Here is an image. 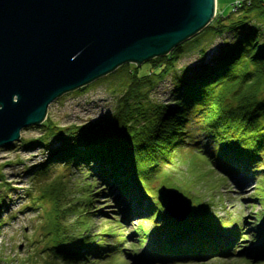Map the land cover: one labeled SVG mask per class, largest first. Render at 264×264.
<instances>
[{
	"label": "trees",
	"instance_id": "1",
	"mask_svg": "<svg viewBox=\"0 0 264 264\" xmlns=\"http://www.w3.org/2000/svg\"><path fill=\"white\" fill-rule=\"evenodd\" d=\"M240 1L234 12L217 14L199 34L150 60L149 72L140 73V68L125 63L118 66L116 69L124 75L119 79L126 82L118 90L112 121L104 126L61 130L49 119L39 124L41 134L35 142L49 151L53 149L49 139L61 141L64 153L52 150L47 163L60 161L69 163L66 170L72 166L81 170L96 161L105 174L103 179L126 202L122 220L114 217L91 232V225L101 216L97 206L92 208L100 189L91 193L84 186L73 195V204L61 199L60 195L71 197H67L65 185L32 196L35 201L45 193H59L51 201L50 215L54 218L44 227V237L49 240L42 264H114L119 260L123 264H203L216 256H241L250 264L264 263V221L249 224L250 230L244 232L242 214L226 211L220 216L215 207L226 210L224 204L203 202L198 191L204 185L199 181L198 220L177 222L159 206L154 196L156 187L146 183L158 161L183 160L191 150L197 156L193 157L197 164H190L195 176H200L203 169L199 165L205 160L226 183L224 175L231 171L249 173L255 181L250 200L257 201L263 210L264 0ZM227 32L232 34V41L219 48L211 64L213 69L208 68L211 65L191 72L176 68L189 41L203 55V45L199 46L202 34L210 39ZM166 77L170 80L168 98L153 100V84ZM77 140L82 144L75 143ZM47 170L39 172L46 175ZM66 172L60 176L66 178ZM253 202L248 205L249 211L262 220L260 211L252 208ZM63 215L71 216L72 221L66 217L58 220ZM130 216H135V222L127 228L124 223ZM164 219L170 224L161 235L163 229H158L157 223ZM227 230L232 239L225 242L223 233ZM244 239L250 245L239 246ZM249 247L252 256L246 254Z\"/></svg>",
	"mask_w": 264,
	"mask_h": 264
},
{
	"label": "water",
	"instance_id": "2",
	"mask_svg": "<svg viewBox=\"0 0 264 264\" xmlns=\"http://www.w3.org/2000/svg\"><path fill=\"white\" fill-rule=\"evenodd\" d=\"M214 12L215 0H0V146L40 124L56 97L168 53ZM157 201L178 221L192 208L164 184Z\"/></svg>",
	"mask_w": 264,
	"mask_h": 264
},
{
	"label": "rangeland",
	"instance_id": "3",
	"mask_svg": "<svg viewBox=\"0 0 264 264\" xmlns=\"http://www.w3.org/2000/svg\"><path fill=\"white\" fill-rule=\"evenodd\" d=\"M233 1L218 0L216 13H214L215 15L212 16L208 24H211L212 20L219 13L222 16L229 14ZM204 28L196 34H199ZM200 37L201 42L199 46L203 45L205 51L203 55L194 47L195 43L189 41L185 45L186 51L178 61L176 68L191 72L200 67L209 66L218 54L219 48L225 43L232 41V34L229 32L210 39H206L207 36L205 34H202ZM155 57L144 60L140 64L132 62L125 64L140 68V73H147L150 71L148 62ZM212 66L208 68L213 69ZM208 70L210 71V69ZM113 71L107 73L108 75L96 78L87 85H84V87L81 86L82 88H77L78 90L74 89L56 97L48 105L44 120H51L61 130L72 127L80 128L82 126L97 129L104 126L107 121H112L111 113L114 109L115 99L120 94L118 90L126 82L119 79L124 78L123 72L119 71V69ZM153 85L154 89L150 93L151 98L155 101L166 100L170 86L169 78L166 77L160 80V82H155ZM115 88L116 90H113ZM40 134L41 129L39 124L29 125L20 130L19 140L13 141L8 146H0V264H42L45 255L44 251H46L44 247L48 246L49 240V237H44V227L48 225L52 217L54 218V216L51 217L50 215V209L52 198H54L57 191L54 190L50 194L45 193L43 198L35 201H33L32 196L39 194L40 191H44L46 188L57 189L59 186L58 189H60L65 185L67 197L69 195L71 197L64 199L63 195H60L62 196L61 199L68 200L72 204L74 203L73 195H78L79 190H83L84 186L87 185L91 193L94 190L100 189L99 196L94 197L98 201L93 204L92 208L94 209L97 206L99 208L98 213L101 212V216L96 218L91 225V232H97L103 226L104 221H108L114 217L122 220L121 211H123L126 202L123 199L120 200L119 195L115 191H109L113 186L110 182V185H105L106 180L103 179L105 174L104 172H100L99 163L92 161L85 169L81 170L77 169V166H72L71 169L66 170L64 169L66 163L64 164L60 161H55L53 164L47 163L49 153L52 150L64 153L60 145L61 141L49 139L53 148L49 151L41 144H37L35 141L38 140ZM77 142L78 140L75 141V143ZM78 143L82 144V140ZM194 154L190 150L186 159H175L176 161L170 163H167L168 161H158V167L154 170L151 177L146 180V183L153 184L154 187L159 184L176 187L190 197L193 207L186 216L185 222H196L198 220L195 215L197 204L199 203L197 201L199 197L196 196V193L199 192L201 193L200 196L203 198V202H219L225 205L226 210L219 208L220 205L215 207V211L220 216H225L226 211H232L233 214H242L244 232L250 230L251 225L249 224L251 223L260 225L264 221V207L260 211L259 208L261 206L257 204V201L253 202L250 200V193L255 185V181L251 178V175L240 170L231 171L230 174L224 175L228 180L226 183L223 179L218 178L213 167L205 160L199 165L203 171L200 173V176L196 175V178L192 174V167H190L191 163H196L193 157L197 156ZM45 168L48 169L45 172L46 175L41 174L39 170H44ZM65 171H67V177L63 178L60 174ZM199 181L204 185V187H201L202 189H199L197 185ZM107 186L109 189H106ZM116 201H120L119 205ZM141 201L144 200L141 199ZM250 202H253L252 208L256 212L258 211L259 213L260 211L262 220H258L256 216L252 215L253 212L249 211L248 205ZM62 217H66L68 221H72L71 216L68 217L67 215L58 217V220ZM127 220V224H124L129 228L135 222V216H130ZM169 224L170 221L168 219H164L161 224L157 223L158 229H163L161 232L158 230L161 235ZM230 239L231 235L227 232L224 240L229 241ZM243 244L248 245L245 241L241 242V245ZM222 258H211L204 261L203 264H250L241 256ZM120 261L114 262V264H123ZM191 264H199V262Z\"/></svg>",
	"mask_w": 264,
	"mask_h": 264
},
{
	"label": "bare ground",
	"instance_id": "4",
	"mask_svg": "<svg viewBox=\"0 0 264 264\" xmlns=\"http://www.w3.org/2000/svg\"><path fill=\"white\" fill-rule=\"evenodd\" d=\"M217 4H218V0H215V12L214 13H216V10H217ZM215 15V14H214ZM19 140V139H18ZM106 184L105 185H108V182L106 181L105 182ZM109 191H111V192H113L114 190H113V187L112 188H110L109 189ZM119 203H120V201H118L117 202V204L119 205ZM122 212V211H121ZM252 215H253V213H252ZM258 234L259 235H261V233H260V231H258ZM237 242V241H236ZM236 242L235 243H233L234 245L236 244ZM238 245L240 246L241 245V242H238ZM244 245V244H243ZM252 249H251V247H249L248 249H246V254L248 255V256H252ZM251 260H253L252 258H251ZM253 261H256V258L253 260Z\"/></svg>",
	"mask_w": 264,
	"mask_h": 264
},
{
	"label": "built area",
	"instance_id": "5",
	"mask_svg": "<svg viewBox=\"0 0 264 264\" xmlns=\"http://www.w3.org/2000/svg\"><path fill=\"white\" fill-rule=\"evenodd\" d=\"M241 5V1L240 0H234L231 4L232 6V11H235L237 8H239V6Z\"/></svg>",
	"mask_w": 264,
	"mask_h": 264
}]
</instances>
